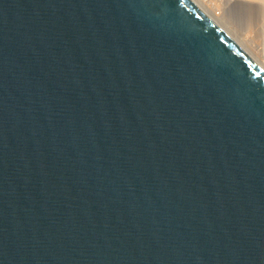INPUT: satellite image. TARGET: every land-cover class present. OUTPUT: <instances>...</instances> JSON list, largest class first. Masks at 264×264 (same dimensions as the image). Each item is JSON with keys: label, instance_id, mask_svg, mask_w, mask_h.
<instances>
[{"label": "water", "instance_id": "obj_1", "mask_svg": "<svg viewBox=\"0 0 264 264\" xmlns=\"http://www.w3.org/2000/svg\"><path fill=\"white\" fill-rule=\"evenodd\" d=\"M0 264H264V66L196 0H0Z\"/></svg>", "mask_w": 264, "mask_h": 264}, {"label": "bare ground", "instance_id": "obj_2", "mask_svg": "<svg viewBox=\"0 0 264 264\" xmlns=\"http://www.w3.org/2000/svg\"><path fill=\"white\" fill-rule=\"evenodd\" d=\"M201 2L200 0H196ZM209 4L214 11H220V14L227 19H223L222 22L225 24H230L234 27L235 31H238V36H240L241 43L252 53L256 52L261 60L264 61V0H204ZM202 3V2H201ZM200 3V4H201ZM223 3V4H222ZM227 4L224 6V4ZM230 3V4H229ZM204 6V4H201ZM206 6V5H205ZM230 7L234 9L233 14L240 16H245L248 19L243 20L240 17V20H235L229 17L224 8ZM228 11V10H227ZM230 12V10H229ZM215 16V15H214ZM234 17V16H233ZM231 31V30H230ZM243 40V41H242ZM245 41V43H243ZM251 47V50L250 48ZM263 65V64H262ZM264 66V65H263Z\"/></svg>", "mask_w": 264, "mask_h": 264}, {"label": "rangeland", "instance_id": "obj_3", "mask_svg": "<svg viewBox=\"0 0 264 264\" xmlns=\"http://www.w3.org/2000/svg\"><path fill=\"white\" fill-rule=\"evenodd\" d=\"M201 2V4H204V7H208L209 6V4H208V6H207V3H205L206 1H204V0H200ZM223 4V3H222ZM230 4V3H229ZM206 5V6H205ZM225 5H227L226 3L224 4V6ZM207 9H209L212 13H213V15H215V17L216 18H218L220 21H224L223 19H227V17H223L221 14H220V11H218L217 10V12L216 11H214L211 7H209V8H207ZM224 10H225V13L229 16V17H231V18H233L234 20H235V17L236 16H238V15H235V14H233V12H234V9H231L229 6L228 7H225L224 8ZM228 10V11H227ZM229 10H230V12H229ZM234 16V17H233ZM241 18H243V20H245V19H248V18H246L244 15L243 16H240ZM240 17L238 16L236 19L237 20H240ZM245 18V19H244ZM230 30H231V32L236 36V37H238L239 39H240V36H238V31H235L234 30V27L233 26H231L230 24L228 25V24H225ZM243 41V40H242ZM243 43H245V41L243 42ZM246 44V43H245ZM248 48V47H247ZM250 48V50H251V47H249ZM253 52V56L260 62V63H262L263 65H264V61L263 60H261V58L259 57V55L256 53V52H254V51H252Z\"/></svg>", "mask_w": 264, "mask_h": 264}]
</instances>
